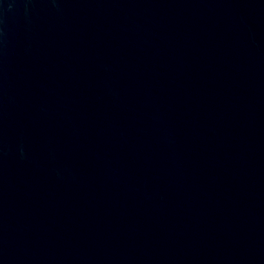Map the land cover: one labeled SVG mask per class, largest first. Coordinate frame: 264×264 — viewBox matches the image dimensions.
Listing matches in <instances>:
<instances>
[{
  "label": "water",
  "instance_id": "1",
  "mask_svg": "<svg viewBox=\"0 0 264 264\" xmlns=\"http://www.w3.org/2000/svg\"><path fill=\"white\" fill-rule=\"evenodd\" d=\"M0 264H264V0H0Z\"/></svg>",
  "mask_w": 264,
  "mask_h": 264
}]
</instances>
